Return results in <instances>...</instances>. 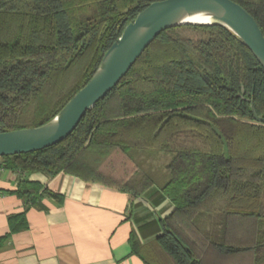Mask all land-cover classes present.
Instances as JSON below:
<instances>
[{
	"label": "trees",
	"instance_id": "obj_1",
	"mask_svg": "<svg viewBox=\"0 0 264 264\" xmlns=\"http://www.w3.org/2000/svg\"><path fill=\"white\" fill-rule=\"evenodd\" d=\"M164 0H0V133L49 122L93 76L123 28ZM264 37V0H229ZM180 28L204 36L190 40ZM264 69L224 29H167L59 144L0 157L22 174L59 173L138 198L153 180L132 149L167 153L174 206L157 243L171 264L248 257L264 264ZM18 197L51 194L21 181ZM216 214L213 230L200 215ZM17 219V218H15ZM19 227H13V231Z\"/></svg>",
	"mask_w": 264,
	"mask_h": 264
},
{
	"label": "crops",
	"instance_id": "obj_2",
	"mask_svg": "<svg viewBox=\"0 0 264 264\" xmlns=\"http://www.w3.org/2000/svg\"><path fill=\"white\" fill-rule=\"evenodd\" d=\"M160 155L154 157L162 160L157 173L139 166L154 183L138 198L66 173L50 178L0 164V264H171L157 243L161 220L174 209L160 192L170 179L171 156ZM21 181L37 183L57 197H18L14 191Z\"/></svg>",
	"mask_w": 264,
	"mask_h": 264
},
{
	"label": "water",
	"instance_id": "obj_3",
	"mask_svg": "<svg viewBox=\"0 0 264 264\" xmlns=\"http://www.w3.org/2000/svg\"><path fill=\"white\" fill-rule=\"evenodd\" d=\"M207 19L205 24L196 22ZM224 29L264 69V37L253 17L229 0H164L152 2L125 25L87 84L42 126L0 133V157L37 152L71 135L85 114L127 74L152 41L167 29L183 26ZM253 118L264 124L252 109Z\"/></svg>",
	"mask_w": 264,
	"mask_h": 264
},
{
	"label": "rangeland",
	"instance_id": "obj_4",
	"mask_svg": "<svg viewBox=\"0 0 264 264\" xmlns=\"http://www.w3.org/2000/svg\"><path fill=\"white\" fill-rule=\"evenodd\" d=\"M178 34H180L181 36L185 37V38H188L190 40H197V39H200L204 36V34L198 30H191V29H186V28H180L178 30ZM131 153V157L137 162V164L135 163L136 166H140L142 168V170H148V171H153L157 173V168L158 166L161 165V162L162 160L161 159H158L157 160L154 158L156 157L155 155L157 154H163V155H160V156H165L167 155V153H160V152H153V151H150V150H138V149H132V151H130ZM145 153V154H144ZM141 154H144V155H151V156H144V158H142L140 155ZM139 167V169H140ZM155 168V169H154ZM151 169V170H150ZM141 171V169H140ZM264 201V199H263ZM212 215V216H211ZM209 216L207 215H203L204 217L202 219L199 220V222L196 223V228L198 230H205L206 228H204L205 226H210L211 223H216L218 221V216H215L216 214H211ZM214 215V216H213ZM205 219L208 221L206 222ZM204 228V229H203ZM209 230H213V229H209ZM207 231V230H206ZM217 264H249V259L248 257H243L242 259L240 260H229V262L227 261H219L217 262Z\"/></svg>",
	"mask_w": 264,
	"mask_h": 264
},
{
	"label": "bare ground",
	"instance_id": "obj_5",
	"mask_svg": "<svg viewBox=\"0 0 264 264\" xmlns=\"http://www.w3.org/2000/svg\"><path fill=\"white\" fill-rule=\"evenodd\" d=\"M196 22L205 24V22H207V19L197 20Z\"/></svg>",
	"mask_w": 264,
	"mask_h": 264
}]
</instances>
